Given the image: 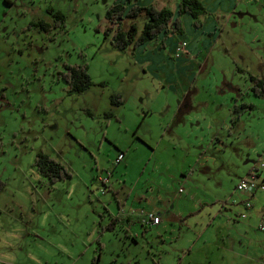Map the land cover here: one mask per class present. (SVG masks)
I'll list each match as a JSON object with an SVG mask.
<instances>
[{
    "label": "rangeland",
    "instance_id": "obj_1",
    "mask_svg": "<svg viewBox=\"0 0 264 264\" xmlns=\"http://www.w3.org/2000/svg\"><path fill=\"white\" fill-rule=\"evenodd\" d=\"M9 1L0 0V264H153L162 244L155 229L139 227V214L193 205L203 189L185 181L206 165L216 189L234 191L256 161L245 139L231 144L221 128L227 106L237 104L264 146V94L249 88V75H264L257 1L240 0L230 21L205 6L220 34L208 66L174 89L109 50L105 13L115 0ZM54 12L64 25L54 26ZM64 62L88 64L89 88L68 92L57 75ZM40 152L62 158L72 177L50 188L34 166Z\"/></svg>",
    "mask_w": 264,
    "mask_h": 264
},
{
    "label": "crops",
    "instance_id": "obj_2",
    "mask_svg": "<svg viewBox=\"0 0 264 264\" xmlns=\"http://www.w3.org/2000/svg\"><path fill=\"white\" fill-rule=\"evenodd\" d=\"M180 0H140L143 4H154L159 8L175 10ZM204 6L215 3L220 6L224 20H231L239 6L240 0H199ZM259 6L257 13V22H264V0H255ZM12 6L11 3H7ZM4 10L9 9L3 5ZM240 9V8H239ZM217 11V8L216 10ZM141 27L144 17H139ZM183 22V32H169L167 37L161 42L151 40L134 48H129L120 53H116L120 60H134L136 64L146 67L153 71L152 73L164 81V85H169L174 89L177 84L186 86L193 74L204 67L208 62L205 58L210 55L218 31L214 30L215 20L211 17L202 16L199 21L201 27H194L191 16L187 13L181 16ZM132 21L128 20L127 25ZM180 39L186 43L181 54H176L177 40ZM105 43L102 42V45ZM109 45L111 44L108 42ZM108 48V47H107ZM115 50L113 46L109 47ZM120 51V50H119ZM139 52L137 57L135 53ZM157 52L160 56L159 61H154L148 54ZM114 52V51H112ZM117 52V51H115ZM264 64V63H263ZM156 71V72H154ZM264 79V75H260ZM259 77V76H257ZM251 87V85H250ZM249 87V88H250ZM185 96L174 95L177 101H181ZM200 102V101H198ZM237 104L232 107L227 106V114L222 122L229 137L232 138L230 143L235 141L246 140L248 150L252 151V157H257L256 161L249 163L243 171L236 185L256 167L258 171L257 181L264 183V170L260 169L258 159L264 157V147L256 130L246 129L243 121L238 117L235 122H231L233 115L240 113ZM263 164L261 165V167ZM210 168L204 166L202 173L189 172L185 181L189 187H202L203 194L200 195L193 205L177 210L170 211V207L158 206L153 212L160 217V222L155 225H144L140 219L137 220L139 227L145 230L155 229L160 240L157 257L152 258L153 264H264V212L260 211L264 207V190H257L252 195L233 191V188L226 191L222 188H215L210 183ZM183 189V187H182ZM214 190H218L217 194ZM179 192L178 196L185 193ZM189 195V193L187 194ZM185 198H189L188 196ZM249 199L251 207L246 209L243 205L245 200ZM210 203L212 206L207 208L203 213L197 214L201 204ZM218 203L220 205L218 206ZM244 214V216H243ZM141 228V227H140ZM163 246H166L163 248Z\"/></svg>",
    "mask_w": 264,
    "mask_h": 264
},
{
    "label": "trees",
    "instance_id": "obj_3",
    "mask_svg": "<svg viewBox=\"0 0 264 264\" xmlns=\"http://www.w3.org/2000/svg\"><path fill=\"white\" fill-rule=\"evenodd\" d=\"M4 1L10 2L9 0ZM185 13L191 16L194 27H200L202 23L199 19L205 16L206 9L199 0H180L175 10L159 8L154 4H143L140 0H115L106 9L107 26L103 30L104 39H109L111 46L120 51L134 48L151 40L160 39L163 42L162 40L169 32L179 34L183 32L181 16ZM52 15L54 26L64 25L62 24L64 16L61 13L54 12ZM142 16L145 19L139 27L137 19ZM126 20L132 22L124 27ZM40 27L49 29L50 26L42 21ZM63 68V71H58L57 75L66 83L69 93H81L92 84L86 62L80 64L64 62ZM249 80L251 82L250 91L258 97L262 96L264 79L249 75ZM111 100L113 103L122 102L116 94L112 95ZM240 105L243 108L252 109V104L241 103ZM238 117L239 114L231 116V122H235ZM120 161L116 158V163ZM34 166L36 171L49 181L50 188H54L56 182L70 179L73 175L72 168L62 158H54L43 152L35 157ZM3 187L4 182L0 181V191Z\"/></svg>",
    "mask_w": 264,
    "mask_h": 264
},
{
    "label": "built area",
    "instance_id": "obj_4",
    "mask_svg": "<svg viewBox=\"0 0 264 264\" xmlns=\"http://www.w3.org/2000/svg\"><path fill=\"white\" fill-rule=\"evenodd\" d=\"M186 43L180 39L177 40V48L175 50L176 54H181L183 48L185 47ZM123 158V154H119L117 157V161H120ZM257 168L252 167L251 171L245 176L240 182L236 185V190L240 193L252 195L257 190H264V183L257 181ZM243 205L246 209L251 207L250 200L247 199L243 202ZM244 216V214H243ZM139 219L142 224L144 225H155L160 222V217L157 216L153 212H141L139 214ZM260 229H264L263 225H260Z\"/></svg>",
    "mask_w": 264,
    "mask_h": 264
}]
</instances>
